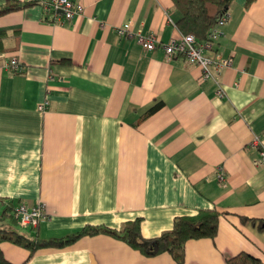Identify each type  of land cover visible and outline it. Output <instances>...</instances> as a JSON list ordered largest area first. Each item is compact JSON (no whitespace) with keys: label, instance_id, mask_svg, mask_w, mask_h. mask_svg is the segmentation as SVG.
I'll return each mask as SVG.
<instances>
[{"label":"crops","instance_id":"1","mask_svg":"<svg viewBox=\"0 0 264 264\" xmlns=\"http://www.w3.org/2000/svg\"><path fill=\"white\" fill-rule=\"evenodd\" d=\"M73 1L84 11L70 18L35 1L0 16V224L12 228L14 206L39 201L47 217L17 226L41 239L87 225L119 229L136 217L153 237L175 216L223 214L214 237L187 241L183 263L109 233L31 256L5 240L4 255L14 264H228L245 251L264 262V230L241 218H264V164H254L253 143L264 142V0L228 6L215 44L231 59L222 97L198 65L119 34L131 22L161 42L180 36L172 0ZM12 57L20 70L6 67Z\"/></svg>","mask_w":264,"mask_h":264},{"label":"trees","instance_id":"2","mask_svg":"<svg viewBox=\"0 0 264 264\" xmlns=\"http://www.w3.org/2000/svg\"><path fill=\"white\" fill-rule=\"evenodd\" d=\"M181 15L177 25L183 33H192L198 40L206 38L209 29L214 25L218 16L232 0H172ZM250 1V0H249ZM32 0H6L0 5V16L18 10L31 3ZM2 46L0 45V50ZM161 102L155 103L145 114L154 112ZM8 210L9 207H8ZM223 214L215 208H201L191 215H179L173 219L172 226L163 230L159 235L144 237L141 234V217L126 221L121 228L116 229L105 225H87L80 230L63 237L41 239L29 237L18 228H6L0 224V264H14L3 253L1 243L9 240L15 244L27 247L29 256L39 247L63 246L84 235L109 233L123 239L131 247L140 250L145 255H155L168 252L178 262L183 263L186 254V243L191 239L214 237L218 231L219 218ZM10 223L19 224L14 212ZM242 220L250 221L260 230H264V218L241 216ZM20 225V224H19ZM23 227V226H22ZM228 264H263V260L251 253L241 251L227 258Z\"/></svg>","mask_w":264,"mask_h":264},{"label":"built area","instance_id":"3","mask_svg":"<svg viewBox=\"0 0 264 264\" xmlns=\"http://www.w3.org/2000/svg\"><path fill=\"white\" fill-rule=\"evenodd\" d=\"M40 4L46 12L61 13L65 18H70L84 11L81 2L73 0H32ZM228 10L223 11L209 29L206 38L198 40L192 33H181L178 37H173L167 42H161L154 32L142 33L131 31V22H127L118 28L119 34H129L136 38L146 49H153L160 44L168 58L174 55H181L190 63H194L201 68V79H212L216 83V94L219 97L225 95V88L221 80V73L227 67L231 59L225 57L216 49L215 44L222 34V26L229 19ZM6 67L12 70H20L21 64L17 58L12 57L5 62ZM45 99L39 103L38 108L44 111L48 106ZM254 144L260 145L259 155L254 159L255 165L264 164V142L256 135L253 139ZM14 216L23 227H34L47 217V212L43 202L39 201L34 205L18 203L13 208Z\"/></svg>","mask_w":264,"mask_h":264},{"label":"rangeland","instance_id":"4","mask_svg":"<svg viewBox=\"0 0 264 264\" xmlns=\"http://www.w3.org/2000/svg\"><path fill=\"white\" fill-rule=\"evenodd\" d=\"M13 227H14V228H18L19 230L21 229V230H20L21 232L24 231V230H22V228L18 227L17 224H14Z\"/></svg>","mask_w":264,"mask_h":264}]
</instances>
